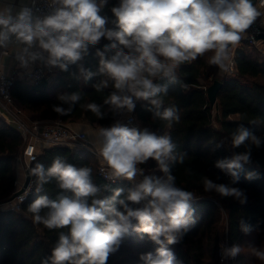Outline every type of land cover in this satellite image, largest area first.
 I'll return each instance as SVG.
<instances>
[{
  "label": "clouds",
  "instance_id": "obj_1",
  "mask_svg": "<svg viewBox=\"0 0 264 264\" xmlns=\"http://www.w3.org/2000/svg\"><path fill=\"white\" fill-rule=\"evenodd\" d=\"M44 4L46 11L41 12L37 0L19 4L0 0V50L12 48L11 57L29 74L36 69L68 72L70 66L78 65L79 75L72 73L75 79L87 82L98 75L95 91L111 89L103 104L80 103V92L60 93L53 111L68 115L79 104L104 120L109 111L114 116L130 114L138 101H145L152 118L167 122L168 127L181 117L175 106L164 107L168 85L157 81L177 83L181 65L206 55L211 66L228 73L233 48L262 15L253 0H118L110 8L111 20L100 14L107 0H44ZM102 40L109 43L96 49L98 71L79 65L89 48ZM97 140L105 178L113 183L128 181L129 187L102 188L94 183L92 168L77 167L60 157L48 167L38 162L30 169L37 193L53 180L59 189L55 198L38 195L27 207L34 224L58 232L50 256L41 264H107L134 233L158 245L155 252L140 255L142 264H178L167 245L179 243L197 222L192 206L196 197L178 185L171 170L173 164L183 165L187 154L177 152L169 134L129 127L118 119L100 126ZM225 140L232 148L244 149L215 161L214 166L231 183H217L206 175L200 182L204 192L244 204V190L231 185L238 183L244 165L251 163L253 149L264 147V135L241 124ZM149 160L162 176L145 174L141 166ZM185 173L192 175L193 170L186 167ZM253 178H258L256 173L245 176ZM109 190L111 196H104ZM240 227L245 234L253 230L244 221ZM220 247L221 264L242 250L239 244ZM253 254L264 261V248H254Z\"/></svg>",
  "mask_w": 264,
  "mask_h": 264
},
{
  "label": "trees",
  "instance_id": "obj_2",
  "mask_svg": "<svg viewBox=\"0 0 264 264\" xmlns=\"http://www.w3.org/2000/svg\"><path fill=\"white\" fill-rule=\"evenodd\" d=\"M117 2L118 0H107V6L100 14L111 20L113 17L110 8ZM107 43L109 42L102 40L100 45L90 47L89 53L78 62L79 65L97 72L99 58L95 54L96 49L102 50L103 45ZM254 50L255 48L244 42L235 47L236 72L226 74L220 79L223 85L215 105L211 104L208 87L217 80L210 79L219 69L208 63L207 55L181 65L176 72L177 83L169 80L157 81L168 85V93L163 97L164 107L175 106L179 110L180 122H173L171 127H168L165 121L152 118L147 102H137L134 111L137 120L158 135L169 134L177 145V152L187 154L185 163L173 164L171 170L177 177L178 185L194 193L196 200L192 206L197 222L179 243L167 245L174 252L178 264H220L222 234L228 239L230 246H241L240 255L232 259L235 264H264V261L258 260L253 254L254 248H264V147L253 149L251 163L244 165L238 183L231 185L244 190L246 203L241 204L232 197L206 193L200 182L201 177L206 175L217 183H231V178L214 164L220 158L231 157L233 153L244 150L243 147L227 146L225 140L237 126L243 124L253 133L264 135V57ZM72 73L79 75L78 65L70 66L68 72L57 69L52 80H43L37 84L17 79L12 88L15 105L31 120L61 119L68 124L84 121L92 125L108 126L121 116H114L109 111L106 119L98 120L79 104L74 106L68 115L62 116L53 111V105L60 103L57 100L60 93L80 92V103L103 104V100L111 91H95L93 84L100 79L98 75L86 82L82 77L75 79ZM203 78L207 83L202 82ZM104 110L108 111L106 106ZM222 141V146L217 148L216 145ZM23 146L24 138L16 126L0 118V202L11 198L17 189V156ZM56 157L77 167L92 168L94 183L102 188L105 185H110V189L130 186L127 181L113 184L103 179L98 173V162L94 155L75 147H46L32 167L38 162L48 167ZM141 167L153 169L157 166L154 161L149 160ZM186 167L193 170L192 175L185 173ZM248 173H256L258 178L245 179ZM154 174L163 175L159 170ZM32 181V191L23 203L21 212L0 209V264H41L50 256L58 238L57 231L34 224L31 214L27 212L28 205L38 195L47 194L50 198H55L59 191L56 182L53 180L44 185L43 190L37 193L36 178L33 176ZM111 194V190L103 192L104 196ZM223 213L226 215L227 225H221ZM241 221L252 226L253 230L249 234L241 230ZM157 247L158 245L151 242L146 235L134 233L109 257L107 264H142L140 255L155 252Z\"/></svg>",
  "mask_w": 264,
  "mask_h": 264
},
{
  "label": "built area",
  "instance_id": "obj_3",
  "mask_svg": "<svg viewBox=\"0 0 264 264\" xmlns=\"http://www.w3.org/2000/svg\"><path fill=\"white\" fill-rule=\"evenodd\" d=\"M255 6L258 10L261 8V11H259L262 15L258 17L246 33L243 34L238 45L244 42L251 47L255 46L256 48H262L264 47V0H258ZM37 7L41 12L46 11L44 0H37ZM8 54V50H0L1 57ZM56 72L57 69H36L31 74L26 71L24 77L29 83L37 84L43 80L52 78ZM235 72L236 63L233 51V66L227 74H233ZM0 74H2V78H0V118L8 124L15 125L24 138V147L22 152L20 151L17 156V162L22 166L25 178L19 186V189H16L15 192L23 188L27 176L32 178L30 175V169L33 162L37 160L39 154L44 150V145H63L93 151L88 143L87 133L74 130L68 123L61 119L30 120L25 118L22 110L15 105L12 96V88L16 80L19 79L21 75L19 70L15 69L12 75L5 74L2 70V62L0 60ZM119 120L122 123L127 124L129 127L139 128L138 120L134 113L129 114L125 118H120ZM95 155L98 162L99 175L109 183H113L105 178L104 172L102 171L104 168L102 158L98 155V152H95ZM33 157H35V159H33ZM118 182L122 181L117 180L115 183ZM32 187L33 181L31 179L27 187L24 189V192L14 198H9L0 203V209H10L15 212H21L23 203L28 199L32 191ZM222 244L226 247H230L227 238L222 242ZM220 251L221 247L219 254ZM219 258L221 259V256H219ZM231 260L232 259L224 260L223 264H231Z\"/></svg>",
  "mask_w": 264,
  "mask_h": 264
},
{
  "label": "crops",
  "instance_id": "obj_4",
  "mask_svg": "<svg viewBox=\"0 0 264 264\" xmlns=\"http://www.w3.org/2000/svg\"><path fill=\"white\" fill-rule=\"evenodd\" d=\"M15 2L17 4L20 3V0H15ZM25 2H29V0H25ZM259 10L261 11V8H259ZM9 54L8 55H3L2 57L0 56V60L2 62V70L5 74L7 75H12L14 70L15 69H18L19 72H20V80L23 81V82H28L26 79H25V73H26V70L24 69H20L16 62L14 61V59L11 57V53H12V48H9L7 49ZM52 78L48 79V81L52 80ZM29 83V82H28ZM23 112V111H22ZM130 114H133V113H130ZM24 115V113H23ZM129 114L128 113H124V114H121V116L118 118V120L120 118H125L126 116H128ZM25 117V115H24ZM26 118V117H25ZM29 119V118H27ZM31 120V119H30ZM74 130H77V131H83V132H86L87 133V138H88V143L90 145V147L92 148L93 151H90V150H87L89 151L91 154L94 155L95 159L97 160L96 158V155H95V152H98L99 153V149H100V144L97 140V135H98V131H99V128L101 125H92V124H89L87 122H84V121H80L76 124H69ZM50 146H53V145H44V149L46 147H50ZM24 147V146H23ZM23 147L21 149V152L23 150ZM24 173H23V169H22V166L17 162V189H19V186L21 185V183L24 181Z\"/></svg>",
  "mask_w": 264,
  "mask_h": 264
},
{
  "label": "rangeland",
  "instance_id": "obj_5",
  "mask_svg": "<svg viewBox=\"0 0 264 264\" xmlns=\"http://www.w3.org/2000/svg\"><path fill=\"white\" fill-rule=\"evenodd\" d=\"M237 46V45H236ZM235 46V47H236ZM235 47L233 48V51H234V49H235ZM253 48H255V50L254 51H258V53L259 54H261L262 55V57H264V47H262V48H259V47H255V46H252ZM252 49V48H251ZM226 74L227 73H224V74H221L220 73V71L218 70V72L215 74V75H212V77H211V81L213 80V78H215V79H223L225 76H226ZM202 82L203 83H207V81L203 78L202 79ZM208 84H209V81H208ZM211 85V84H210ZM134 113V112H133ZM216 125L218 126L219 124L218 123H216ZM138 126H139V128H145V126H143V124H142V122H140V121H138ZM226 143H227V146H230V144H228V142L226 141ZM146 165V164H145ZM143 168H145V167H143ZM156 170H158L157 169V167H155V168H153V169H149V168H145V174H154V172L156 171ZM0 203H2V202H0ZM224 214V213H223ZM222 223L224 224V225H227V218H226V215L224 214L223 215V219H222V222H221V225H222ZM222 234V233H221ZM222 239H221V243H220V246H221V244H222V242L224 241V240H226V237L222 234ZM219 256H220V254H219ZM231 264H235V262L233 261V260H231ZM219 263H221V259L219 258Z\"/></svg>",
  "mask_w": 264,
  "mask_h": 264
},
{
  "label": "water",
  "instance_id": "obj_6",
  "mask_svg": "<svg viewBox=\"0 0 264 264\" xmlns=\"http://www.w3.org/2000/svg\"><path fill=\"white\" fill-rule=\"evenodd\" d=\"M257 1L258 0H253L254 5L257 4ZM222 85H223V81H221L220 79H217V80H215L213 82L212 85H210L208 87V95H209V98H210V101H211V104L212 105H215L216 104V102H217V95H218V92H219L220 88L222 87ZM31 179L32 178L30 176H27L23 188H21L19 191L15 192L11 198H14L17 195H19L22 192H24V189L27 187V185L29 184V182L31 181Z\"/></svg>",
  "mask_w": 264,
  "mask_h": 264
}]
</instances>
